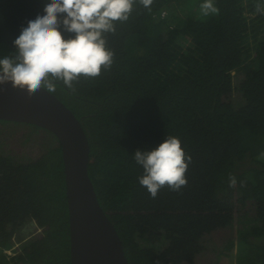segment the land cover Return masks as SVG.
Listing matches in <instances>:
<instances>
[{"label":"trees","instance_id":"trees-1","mask_svg":"<svg viewBox=\"0 0 264 264\" xmlns=\"http://www.w3.org/2000/svg\"><path fill=\"white\" fill-rule=\"evenodd\" d=\"M202 2L135 0L107 34L111 67L54 92L87 132L89 175L129 264H196L205 238L235 223L243 224L237 240L220 256L264 264V0H213L209 16ZM42 7L0 0V56L15 51ZM24 124L33 130L23 142L40 151L13 155L0 145V264H71L62 147ZM167 135L191 157L188 182L152 198L133 154Z\"/></svg>","mask_w":264,"mask_h":264},{"label":"clouds","instance_id":"clouds-1","mask_svg":"<svg viewBox=\"0 0 264 264\" xmlns=\"http://www.w3.org/2000/svg\"><path fill=\"white\" fill-rule=\"evenodd\" d=\"M153 0H141L150 8ZM135 0H43L42 10L29 17L14 38L10 55L0 56V86L11 82L29 93H54L58 83L73 89L83 76L94 78L114 62L107 34L115 33L116 22L129 19ZM204 16L218 12L213 0L200 5ZM135 163L143 170L138 177L152 198L167 186L178 191L187 184L191 157L182 141L169 136L157 147L137 149ZM235 179L231 186H235ZM7 251V250H6ZM15 254L8 250L7 254Z\"/></svg>","mask_w":264,"mask_h":264},{"label":"water","instance_id":"water-1","mask_svg":"<svg viewBox=\"0 0 264 264\" xmlns=\"http://www.w3.org/2000/svg\"><path fill=\"white\" fill-rule=\"evenodd\" d=\"M0 120L50 131L62 147L70 215L71 264H129L89 175L91 146L75 113L54 93L0 86Z\"/></svg>","mask_w":264,"mask_h":264},{"label":"rangeland","instance_id":"rangeland-1","mask_svg":"<svg viewBox=\"0 0 264 264\" xmlns=\"http://www.w3.org/2000/svg\"><path fill=\"white\" fill-rule=\"evenodd\" d=\"M32 130L30 126L24 123L17 125L0 123V145L3 146L2 149H4L6 153L13 155L19 154L22 156L30 155L36 157L40 148L23 142L26 138L25 136ZM37 135L41 137L40 140H42L43 131H40ZM242 226L243 224L235 223L225 229L217 230L209 234L205 238L204 251L196 258V264H234V257L220 255L224 251V248L231 243V240H237L238 231Z\"/></svg>","mask_w":264,"mask_h":264}]
</instances>
